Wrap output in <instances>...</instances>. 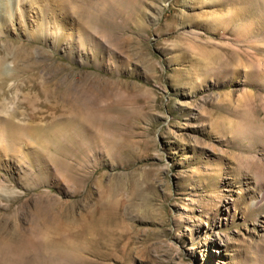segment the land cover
<instances>
[{
  "label": "rangeland",
  "instance_id": "1",
  "mask_svg": "<svg viewBox=\"0 0 264 264\" xmlns=\"http://www.w3.org/2000/svg\"><path fill=\"white\" fill-rule=\"evenodd\" d=\"M0 264H264V0H0Z\"/></svg>",
  "mask_w": 264,
  "mask_h": 264
}]
</instances>
